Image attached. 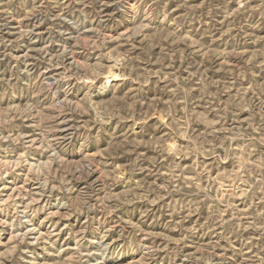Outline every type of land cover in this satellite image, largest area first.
<instances>
[{
    "label": "rangeland",
    "instance_id": "1",
    "mask_svg": "<svg viewBox=\"0 0 264 264\" xmlns=\"http://www.w3.org/2000/svg\"><path fill=\"white\" fill-rule=\"evenodd\" d=\"M0 264H264V0H0Z\"/></svg>",
    "mask_w": 264,
    "mask_h": 264
}]
</instances>
